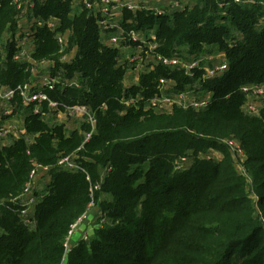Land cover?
Listing matches in <instances>:
<instances>
[{"label": "trees", "instance_id": "1", "mask_svg": "<svg viewBox=\"0 0 264 264\" xmlns=\"http://www.w3.org/2000/svg\"><path fill=\"white\" fill-rule=\"evenodd\" d=\"M33 2L34 16L59 19L55 30L36 27L33 59L49 60L51 75L62 69L63 81L79 82L45 92L59 109L87 106L95 127L85 140L89 123L67 131L15 96L11 115L2 118L23 116V123L14 124L34 142L20 135L0 147V264H264V107L256 116L241 108V87L264 83V0H180L179 7L162 15L123 12L125 30L153 32L163 56L224 54L228 68L201 82L212 92L209 103L169 113L123 111L119 100L153 96L161 76L172 78L178 90L201 76L200 70L189 77L160 65L125 86L118 50L101 43L88 11L69 0ZM20 11L12 0H0V84L11 88L33 78L32 64L13 60ZM57 32H68L62 51ZM70 49L74 57L65 62L62 56ZM225 139L236 140L245 152L248 177L235 167L241 161ZM210 149L223 158H197ZM67 155L82 169L60 167L58 159ZM186 155H192L191 166L175 170L176 159ZM33 162L49 170L29 228L13 199L21 194ZM91 192L103 226L66 252L64 239L86 212Z\"/></svg>", "mask_w": 264, "mask_h": 264}, {"label": "built area", "instance_id": "2", "mask_svg": "<svg viewBox=\"0 0 264 264\" xmlns=\"http://www.w3.org/2000/svg\"><path fill=\"white\" fill-rule=\"evenodd\" d=\"M44 2L46 0H39ZM72 7H79L88 11L96 20L100 41L106 46L116 48L117 53V65L125 67L127 76H132L136 80L141 74L148 73L157 66H165L175 71H183L184 74L189 77H195L196 70L201 71V76L197 79L195 85H186L179 90H175V81L172 78L159 77L156 81V92L153 96L145 97L140 94L129 95L122 97L119 101L123 105L124 110L135 107L142 111H153L158 113H169L174 107L180 108H202L206 106L212 98V92L205 91L202 88V79L212 78L221 75L228 67L225 59L218 61L223 54L220 51L214 50L213 53H200L197 55H180L174 53L173 56H163L157 52L156 36L151 31H137V30H125L122 25L123 12L129 11L131 13L146 11L156 14H165L168 9L179 7L180 0H69ZM237 3L250 2L251 0H234ZM20 9L18 16L17 32L15 35V52L13 54V60L19 63H30L33 59V52L35 48V32L36 27L46 25L50 30H55L58 26L59 19L55 17H48L43 19L38 16H34L31 8L33 6V0H12ZM141 35V38L138 37ZM68 32H57L55 38L60 51L64 50L67 46ZM104 36V38L102 37ZM102 38V39H101ZM104 39V40H103ZM216 52V53H215ZM2 53V47H0V54ZM63 57V56H62ZM224 57V54H223ZM45 61V60H42ZM39 61V62H42ZM205 63V64H204ZM31 64V63H30ZM33 67V65H32ZM52 66L46 67V72L40 74L33 67L31 68L33 77H37L36 80L32 79L28 83L17 85L15 88L3 86L0 84V110L2 116H10L13 110L12 101L15 96L20 98L21 103L24 106L34 104L32 112L35 114L44 115L42 112L41 104L47 103L49 107L58 108L61 107L58 102L49 99L45 89L53 90L56 85L62 87L67 86H79V82L76 78L70 80H62V69L56 74L51 75ZM39 73V74H38ZM126 86V85H125ZM130 86V85H128ZM189 86V87H187ZM34 88H37L34 91ZM241 91L245 95L251 96L248 102L243 106L242 111L246 114L258 115L260 106L257 105L259 101H264V87H258L255 85H244L241 87ZM195 94L194 98L184 99V97ZM179 100V101H178ZM102 110L106 109L105 105L101 106ZM64 110L67 115H76L80 113L85 122L90 124L92 128L91 132L85 134V140H88L95 127V118L93 112L88 108L81 105L64 106ZM15 117V116H12ZM16 121V119H15ZM23 135L28 144L34 142V137L25 134L21 125L9 123L7 126L0 127V147L4 145L6 140L12 138H19ZM229 147L233 156L239 161L246 159L245 152L241 148L240 144L234 139H226L224 141ZM243 159V160H241ZM57 164L63 169L78 170L82 169L77 163H75L70 156H63L58 159ZM239 165H242L239 163ZM180 165L178 169H181ZM246 176V170L244 166L238 167ZM48 170L49 167L41 165L37 162L32 163V168L28 174V180L25 182L21 194L13 199L19 203L17 210L18 217L22 223L32 228L35 224L33 217V210L38 201L43 197L46 185L48 183ZM108 170V169H107ZM42 172V179H38L39 173ZM248 177V176H247ZM89 179V177H87ZM98 186H94L91 191ZM91 200L88 203L86 212L77 219V221L71 225L67 236L64 239V247L68 252L78 241L73 240L72 235L74 230L81 225L83 219L86 218L89 209L94 205L93 196L91 192ZM99 220V227H94L95 230L101 228L104 222L102 214L97 216ZM90 226V222L85 224V229L81 234V239L87 240L90 235L87 234V230Z\"/></svg>", "mask_w": 264, "mask_h": 264}, {"label": "rangeland", "instance_id": "3", "mask_svg": "<svg viewBox=\"0 0 264 264\" xmlns=\"http://www.w3.org/2000/svg\"><path fill=\"white\" fill-rule=\"evenodd\" d=\"M189 3V0H183V3L185 4V3ZM142 31H146V29H143ZM216 53V52H215ZM223 58V57H222ZM224 59H225V57H224ZM221 60H223V59H218V61L217 62H219V61H221ZM40 66H43V65H41V64H39V65H37V68L38 67H40ZM34 67V66H33ZM32 67V68H33ZM41 68V67H40ZM39 68V69H40ZM46 68H44V69H42V74H43V72H46V71H44ZM33 73H36V71L35 72H33ZM199 77H197L196 79H194V81L192 82V83H190V84H188V83H186L187 85H195V83L197 82V79H198ZM33 79V78H32ZM32 79H30V80H28V81H26V82H24V83H28V82H30ZM130 83H136L137 81H138V79L137 80H128ZM202 82V81H201ZM246 85H250V84H246ZM255 85V84H254ZM255 86H258V87H264V83H262V84H260V85H255ZM187 87H189V86H187ZM183 88V87H182ZM179 90V89H178ZM194 96H195V94H192V95H190V96H187V97H184V99H192V98H194ZM250 97L251 96H249V95H245V102L242 104V108H243V106L248 102V100L250 99ZM179 101V100H178ZM257 105H259L260 106V108L262 109L263 107H264V101H259L258 103H257ZM81 106H84V107H87V106H85V105H81ZM1 107V106H0ZM246 114H248V113H246ZM40 115V114H39ZM248 115H251V114H248ZM2 115H1V110H0V127H2V126H7L9 123H22L21 122V120L19 119L20 118V116H16V117H11L12 119H3L2 117H1ZM44 120H46L48 123H51L48 119V117H46V116H44V115H40ZM252 116H256V115H252ZM15 119H16V121H15ZM52 120H54V119H52ZM82 123H84V122H82ZM68 131V130H67ZM226 140V139H225ZM197 158H199V159H208V160H214V161H218V160H221L222 158H223V154L220 152V151H218V150H214V149H210V150H208V151H206V152H201V153H199L198 155H197ZM241 160H243V159H241ZM192 162H193V158H192V155H186V156H184V157H181V158H178V159H176V161H175V164H176V166H175V170H178V171H181V170H184V169H188L190 166H191V164H192ZM243 162V161H242ZM242 162L240 163V164H242ZM180 165V167H182L181 169H178V166ZM240 166H244L243 164L242 165H237V166H235L236 168H237V170H238V167H240ZM239 171V170H238ZM97 204L95 205H93L89 210V212H88V214L90 215V217L89 216H86V218L85 219H83V222H81V225H87V223L88 222H90V226L89 227H87L88 228V230H87V234L88 235H91L94 231H95V226L96 227H99V220L97 219V215H99L98 214V208H97ZM81 228V226H79V227H77L75 230H74V232H73V235H72V238H73V240H74V238L75 237H77V236H79L80 235V231H79V229Z\"/></svg>", "mask_w": 264, "mask_h": 264}, {"label": "crops", "instance_id": "4", "mask_svg": "<svg viewBox=\"0 0 264 264\" xmlns=\"http://www.w3.org/2000/svg\"><path fill=\"white\" fill-rule=\"evenodd\" d=\"M102 37L104 38V36H102ZM138 37L141 38V35H138ZM205 53L208 54V52H205ZM74 54H75V49H70L67 53H65L63 55L62 59L65 62H70L71 59H73ZM222 57H223V54L220 56V59H224V57L223 58ZM30 63L34 66V68L37 70V72H39L40 74H42L41 73L42 72V69H44L46 67H48V69H49V67L51 66V63L52 62L49 61V60H45V61H42V62H36L35 60H32ZM39 64H41L43 66H40L41 68L40 67L37 68V65H39ZM44 71H46V69ZM33 79L36 80L37 77H35V78L33 77ZM128 80H136V79L133 78L132 76L125 75L124 81H125V85L126 86L132 84ZM43 112L45 113V116L49 118L48 120L51 123L63 124L67 130L77 129V128L80 127V123L85 122V118L80 113H78L76 115L70 116V115H67V113H66V111L64 109L62 110V108H60V109L57 108L56 109L54 107H49L47 105V103H46V110L43 111ZM23 118H24L23 116H20V118H19L22 123H23ZM9 119H12V118H9ZM52 119H54V120H52ZM6 144L7 145L9 144V141L8 140L5 141L4 145H6ZM42 174H43L42 172L39 173V175L37 177L39 180L42 179ZM79 226H81V228L79 229L80 235L74 238L75 241H77L80 238L81 232L83 231L85 225H79Z\"/></svg>", "mask_w": 264, "mask_h": 264}]
</instances>
